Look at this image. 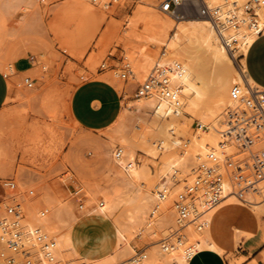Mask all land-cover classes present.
<instances>
[{
    "label": "bare ground",
    "instance_id": "1",
    "mask_svg": "<svg viewBox=\"0 0 264 264\" xmlns=\"http://www.w3.org/2000/svg\"><path fill=\"white\" fill-rule=\"evenodd\" d=\"M52 1L2 0L5 12L1 11L4 9L0 10V45L9 34L6 17L11 13L6 8H10V5L14 9L21 8L20 5L26 7L27 14L20 17L15 28H10L15 32L14 29L42 25L41 2L49 4ZM100 1L64 0L56 5L57 14L62 20L94 14L97 22L106 18L97 13ZM194 1L211 9H219V16H204L200 13L187 19L182 14L172 17V13L165 11L163 6L162 12L167 16L139 6L124 17L123 30L113 33L116 45L121 46V63L130 70L128 79L138 84L146 80L153 83L150 92L135 99V103L154 105L170 117L169 140L153 152L154 155L164 152L166 156L155 163H152L154 159L139 162L137 153L122 144L115 149L113 166L102 177V182L96 180L97 183L92 184L86 181L87 187L78 198L29 186L18 177L16 183L6 186L5 199L0 202V252L5 248L11 233L5 229V225H11L13 220V215L5 209L10 199H14L13 204L19 208L25 244L39 245L40 233L55 239L53 261L50 262L39 252L41 264H83L70 245L67 230L70 224L87 218L112 219L115 238L111 247L85 264H188L190 258L202 248L224 253L226 250L215 238L213 227L217 212L225 205L243 206V210L250 215L243 227L234 228L237 245L247 243L254 250L264 242V220L261 217L264 215V200L260 201L264 198V180L250 185V189L243 192L245 185L238 187V177L235 176L251 164L257 169L258 175L264 176V142L257 140L262 123L258 133L257 124L253 123L259 118L264 124V101H259L255 94L257 91L264 92V88L251 78L245 64L240 65V69L232 72L222 84L224 94L199 114L190 144L175 148L186 127L180 111L196 114L198 100L205 92L204 78L199 69L209 61L234 64L242 57L258 33L264 31V4L253 3L258 24L251 26L252 16L245 10V4L254 0ZM188 10L185 7V12ZM5 13H9L8 16ZM184 38L199 50H183L181 46ZM97 44L104 50L108 43L99 39ZM0 68L5 70L1 61ZM161 71L167 77V83L162 88L157 85L162 79ZM114 74L118 77L117 71ZM10 87L13 91V80L10 81ZM251 113L257 116L246 119ZM255 139L260 143L255 144ZM243 147L245 150L247 147L251 153L249 159L252 160L249 163L246 161L247 166L240 160L243 155L248 157L247 154L236 157V150ZM117 149L122 151L120 157L116 156ZM149 161L155 170H152ZM3 169H0L1 172H4ZM211 169L222 175L220 200L207 207L208 195L205 189H201L192 198L189 216L183 228L179 229L176 201L180 194L185 193L186 186L193 185L198 178L211 175ZM252 170L249 174H252ZM241 176L245 177L243 174ZM0 264H5L1 257Z\"/></svg>",
    "mask_w": 264,
    "mask_h": 264
},
{
    "label": "rangeland",
    "instance_id": "2",
    "mask_svg": "<svg viewBox=\"0 0 264 264\" xmlns=\"http://www.w3.org/2000/svg\"><path fill=\"white\" fill-rule=\"evenodd\" d=\"M1 1L0 10L5 8L3 4L6 0ZM63 1L53 0L49 4L41 2L42 25L37 24L36 28L14 29L15 32L11 29L15 28L22 15L27 14L26 7L20 5L21 8L14 9L10 5L11 9L6 8L11 14L8 13V16L5 13L8 16L5 15L9 34L0 45V61L5 66V73L1 71L7 75L9 85L13 80L15 88L11 91L10 87L7 101L0 109V169L5 168L4 172L0 170V197L3 194L1 183L10 180L16 183L18 177L29 186L56 191L59 195L69 198L80 197L83 189L87 187V182L92 184L98 180L102 182L104 172L110 166L113 157L107 138V134L110 133L109 126L123 107L127 108L123 118V132L131 140L138 161L154 159L152 163H155L166 156L164 152L157 155L151 153L157 143L164 138L166 123L161 120L155 122L152 110L128 106L129 101L136 97L135 89L138 84L131 83L126 86V83L132 80L120 79L119 73L124 68L121 63L123 56L121 46H117L113 38V33L123 30L124 17L139 6L167 16L161 8L166 0H101L96 10L99 15L106 18L97 22L94 14L62 20L63 18L57 14L56 5ZM190 1L169 11L172 17L182 14L188 19L199 15L201 5L194 0ZM185 7L189 9L188 12H185ZM1 11L5 12V9ZM56 22L61 25V27L59 25L61 31L58 25L55 26ZM99 39L108 43L104 50L97 44ZM181 48L188 51L199 50L185 38ZM18 59H30L33 67L19 72L14 65ZM103 62H106L107 67L101 70L100 65ZM244 64L243 56L234 64H215L212 61L203 64L199 72L204 78L205 92L198 100L196 114L180 111V117L186 123V127L175 148L190 144L198 125L199 114L206 111L216 98L224 94L222 84L232 72ZM25 66L24 62L20 64V68ZM114 71H117L118 77ZM25 77L35 79L32 87L25 84ZM109 82L118 85L119 90ZM251 114L245 118L257 116ZM248 116L251 117L247 118ZM256 119L261 122H257ZM256 119L253 123L257 124V133L260 131L257 140L264 142L263 121ZM257 140L255 139V144L260 143H257ZM244 148L237 149L240 153L236 150V157L247 154L248 157L243 155L244 158L242 156L240 159L241 163L243 160L245 162L243 165L247 166L246 161L249 163L252 158L249 159L251 155L249 149L246 147V151ZM149 163L152 170H155L154 165L150 161ZM1 165L5 166L2 168ZM244 169H241L243 171L239 172V175H235L238 177V187L245 185L242 186L243 192L248 191L250 185L264 180V176L258 175L254 165L251 164ZM248 170H252L251 175ZM255 172L258 177L255 176ZM240 173L245 177H240ZM246 180H249L247 185ZM263 200L264 198L260 199ZM13 203L14 199L8 201V205ZM240 207L222 208L217 212L214 229L221 240L226 241L225 238L236 226L243 227L247 223L250 215L243 210V206ZM261 217L264 220L263 214ZM67 238L79 261L85 264L113 245L114 222L112 219H82L69 225ZM246 246L236 245V249L225 255L229 264H243L253 257L251 264H258V257L255 258L257 251L254 252L251 245L250 249ZM259 248L262 249L263 261L260 264H264V242Z\"/></svg>",
    "mask_w": 264,
    "mask_h": 264
},
{
    "label": "built area",
    "instance_id": "3",
    "mask_svg": "<svg viewBox=\"0 0 264 264\" xmlns=\"http://www.w3.org/2000/svg\"><path fill=\"white\" fill-rule=\"evenodd\" d=\"M187 3V0H166L163 5V9L167 12L172 11V9L178 8ZM256 4H264V0H254L249 1L245 4V10L251 14V26H257V15H255L254 9ZM204 16L218 17L220 14V10L215 8L211 9L206 5H201L200 11ZM261 32L258 33L261 34ZM235 42V41H234ZM233 42V43H234ZM106 62H103L100 65L101 70L105 69ZM162 79L157 83L161 88L165 86L167 83V77H165L164 72L161 71ZM120 77L127 80L130 76V70L125 67L120 73ZM25 84L28 87H32L35 83V79L31 77H25ZM153 87V83L149 80L144 81L141 84H138L135 89L136 97L146 96ZM259 101H264V92H256L255 93ZM122 155V151L120 149L116 150V156L120 157ZM211 175L206 178H198L193 185L186 186L185 193L180 194L179 199L176 201V210L178 217L179 229L183 228L189 213L191 211V200L194 195L199 192L201 189H205L207 192V207H211L215 205L220 200L221 194V183H222V175L220 173H216L214 171H210ZM13 181L10 180L6 183H2L6 194V186H12ZM6 211L13 215V220L11 225H5L6 230H10V237L6 240V246L0 252V257L4 260L5 264H41V260L39 259V252H42L47 260L50 262L53 261V248L55 246V239L50 235L45 233H40V243L39 245H27L23 242V230L20 223V212L17 205H6ZM167 248V246H165Z\"/></svg>",
    "mask_w": 264,
    "mask_h": 264
},
{
    "label": "crops",
    "instance_id": "4",
    "mask_svg": "<svg viewBox=\"0 0 264 264\" xmlns=\"http://www.w3.org/2000/svg\"><path fill=\"white\" fill-rule=\"evenodd\" d=\"M243 60L251 78L259 86L264 88V31L261 34L257 35V37L253 40L251 45L248 47L247 52L243 55ZM23 62L26 63V66L20 68V64ZM31 63L32 62L30 59H18L15 61L14 65L16 69L19 70V72H23L33 67L31 66ZM1 70L2 69L0 68V109L6 103L10 90V85L7 75L4 74L5 72L3 70L2 71L4 73ZM109 83L111 85H114L115 88L119 90L118 85L113 84L111 82ZM131 83L138 84V82L132 80L131 82H127L126 86H128ZM137 98L138 97H134L133 99H131L128 103L129 104L128 106H136L138 108L152 110L151 113L156 120L155 122L161 120L166 123L164 126V138L157 143V145L151 152L153 153L155 151H158L160 148H162L169 140L171 134V120L170 117L167 114H165L164 111H162L159 107L150 104H136L134 100ZM126 113H127V108L123 107L120 110L117 118L109 126L110 133L107 134V138H108V144L110 145V151L113 157L111 158L110 166L104 172V176L111 170L113 166L114 153L117 147L123 144L136 152L131 140L128 137H126L123 132V118L125 117ZM1 187L3 190V194L0 197V202L3 201L6 196L2 183H1ZM223 208H241V207L240 205H225ZM213 234L215 238L220 242V244L225 248L226 251L224 253H221L220 251L215 249L202 248L198 250L190 258L188 264H229V261L225 257V255L229 253L231 250L236 249L237 244L235 243L234 240V231H231V234L227 238H225L226 241L221 240L220 237L216 235L214 227H213ZM244 244L247 245L246 246L247 249L248 248L250 249L249 244L247 243ZM259 247L260 245L254 249V252L257 251V255L255 256V258L258 257V264H260V262H263L261 259L262 249H260ZM253 259L251 258V260L249 259L245 261L243 264H251Z\"/></svg>",
    "mask_w": 264,
    "mask_h": 264
}]
</instances>
